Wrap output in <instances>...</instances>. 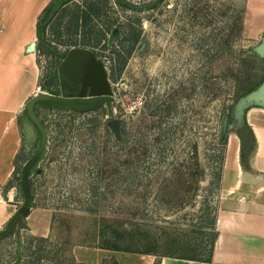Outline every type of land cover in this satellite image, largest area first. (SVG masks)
<instances>
[{
	"label": "rangeland",
	"instance_id": "374dc122",
	"mask_svg": "<svg viewBox=\"0 0 264 264\" xmlns=\"http://www.w3.org/2000/svg\"><path fill=\"white\" fill-rule=\"evenodd\" d=\"M93 1L100 15L69 22L75 4L88 9ZM125 1L73 0L67 15L58 5L42 21L59 51L86 46L103 60L112 113L105 104L86 111L35 105L47 142L27 180L31 207L50 215V233H29L24 217L18 232L0 238V264H73L74 244L207 256L225 146L221 119L261 78L264 59L252 46L262 33L245 23V0ZM34 41L36 92L55 89L53 55ZM23 117L11 184L39 145Z\"/></svg>",
	"mask_w": 264,
	"mask_h": 264
},
{
	"label": "crops",
	"instance_id": "0c3cea01",
	"mask_svg": "<svg viewBox=\"0 0 264 264\" xmlns=\"http://www.w3.org/2000/svg\"><path fill=\"white\" fill-rule=\"evenodd\" d=\"M49 1L0 0V229L18 207L16 184L9 182L23 141L20 116L36 93L39 77L29 44L37 37L38 16ZM244 3L245 23L264 35V0ZM263 76L264 71L258 83ZM245 122L253 142L243 160L238 131L232 127L225 136L209 260L74 244L70 248L73 264H264V107L248 108ZM29 209L25 216L29 233L47 237L50 215Z\"/></svg>",
	"mask_w": 264,
	"mask_h": 264
},
{
	"label": "water",
	"instance_id": "95a60500",
	"mask_svg": "<svg viewBox=\"0 0 264 264\" xmlns=\"http://www.w3.org/2000/svg\"><path fill=\"white\" fill-rule=\"evenodd\" d=\"M34 47L35 41H31L29 49L34 50ZM252 51L259 57L264 58V35L252 46ZM54 70L58 71L59 75L64 74L68 80V87L73 85L77 88V96H65L41 90L40 92L34 93L27 100L25 105L26 116L23 119V127L28 131L33 129V124L36 125L40 133V142L37 148L38 152L44 148L47 142V131L41 118L36 113V102L48 100L60 103L65 109H77L81 111L93 110L105 104L108 113H112L110 103L112 99V88L107 69L103 60L97 57L92 48L86 46H72L67 50L60 51L56 57ZM85 93H88V103L82 106H76V100L82 99ZM251 106L264 107V76L255 87L238 96L231 105L229 113L222 117L220 130V137L222 139L225 138L228 127L232 126L236 130L244 127L245 113ZM109 123L114 129L118 126L116 118H111ZM27 209L28 206L26 203H23L18 208L14 220L17 218L21 219Z\"/></svg>",
	"mask_w": 264,
	"mask_h": 264
},
{
	"label": "trees",
	"instance_id": "16d2710c",
	"mask_svg": "<svg viewBox=\"0 0 264 264\" xmlns=\"http://www.w3.org/2000/svg\"><path fill=\"white\" fill-rule=\"evenodd\" d=\"M73 0H50L48 2V4L43 8V10L41 11V13L38 16V20H37V38L39 39V43L42 46L43 51H46L47 53H51L53 56H56L60 51L59 49L56 47L54 42H51L50 40L46 39V36L44 34V27L45 25L42 23V21L45 19V17L48 15V13H50L53 9H55L56 6L58 5H64L63 8L61 9V15L62 17H64L65 15H67L66 12V5L69 2H72ZM121 2H124L126 4H129V2L125 1V0H118ZM75 8L69 10L70 11V16H69V22L71 24H74L75 27L78 26L79 22H83L86 23L87 20L88 22L90 20H92V18L100 15L101 13V4L99 1H93V2H88V9L87 8H80V6H77V4H75ZM57 25H53L51 28V34L54 36ZM133 39V43L135 41L138 40V34L133 35L132 36ZM88 42H89V37H88ZM50 78H53V73L51 71L50 74ZM54 80V79H53ZM45 89H47L50 92H53V89L51 88V86L49 84L45 85L44 87ZM253 88V87H252ZM250 88V89H252ZM249 89V90H250ZM36 106H43L46 109L50 110L53 109L54 107H62V105L60 103H55L52 101H48V100H41L36 102L35 104ZM37 113V112H36ZM38 114V113H37ZM23 115L24 117L26 116V111L24 109L23 111ZM23 117V119H24ZM33 130L36 131L38 138H40V133L36 127V125L33 124L32 126ZM239 137H240V141H241V148H240V152H241V157L243 160V155L247 152L248 149H250V145L253 142V134H252V130L250 128V126L245 122V125L243 128H238L237 129ZM222 142H225V138L222 140ZM37 152V150L35 151ZM223 155V153H222ZM222 155H220V160H222ZM32 156H34V158L31 160H27L23 166H21L20 171H19V177L16 181V186L19 192V196L22 199V203L18 205L16 211L12 214V216L7 220V222L5 223L4 227L0 229V238L6 236L7 234L11 233L12 231L16 230L17 232L19 231V229L23 226V219L24 217L28 214L29 211V207L31 206V202H32V194H31V189L30 186L28 185V175L29 173L34 169L37 160L35 159L38 154L35 153V155L33 154ZM16 172V171H15ZM219 173V172H218ZM218 173H217V177H218ZM17 196V194H16ZM18 197V196H17ZM26 203V205L28 206V209L26 211L25 214H23L22 218L19 219L17 218L16 220H14V216H16V213L18 211V208L23 204ZM214 222H215V216L212 220V225H213V229H214ZM215 230L213 232V236L210 242V246L208 249V253L206 257H199V256H195V255H189V256H177V257H185V258H190V259H210V255H211V249L213 246V242L215 239ZM44 238V237H42ZM105 248H112V249H120L117 246H103ZM143 252H149V251H143ZM174 256V255H171Z\"/></svg>",
	"mask_w": 264,
	"mask_h": 264
},
{
	"label": "flooded vegetation",
	"instance_id": "af4514ba",
	"mask_svg": "<svg viewBox=\"0 0 264 264\" xmlns=\"http://www.w3.org/2000/svg\"><path fill=\"white\" fill-rule=\"evenodd\" d=\"M56 56H53V64H52V73H53V82L56 85V88L53 89L52 93L55 94H59V95H69V96H77V88H75L73 85L71 86H67V78L64 76V74L59 75L58 71L54 70V66H55V61H56ZM87 97H88V93H85L82 97V99L80 100H76V106H82L84 104H87ZM73 110H77V109H73ZM39 142H40V138H39ZM39 146V145H38ZM38 148V147H37ZM37 150V149H36ZM35 153L40 154L38 151L37 152H33V154L35 155ZM34 156H31L29 159H33ZM28 159V160H29Z\"/></svg>",
	"mask_w": 264,
	"mask_h": 264
},
{
	"label": "built area",
	"instance_id": "2783aa9c",
	"mask_svg": "<svg viewBox=\"0 0 264 264\" xmlns=\"http://www.w3.org/2000/svg\"><path fill=\"white\" fill-rule=\"evenodd\" d=\"M69 48V47H68ZM43 91H47V90H43Z\"/></svg>",
	"mask_w": 264,
	"mask_h": 264
}]
</instances>
